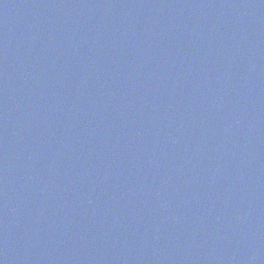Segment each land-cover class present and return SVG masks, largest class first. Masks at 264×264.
<instances>
[{
	"label": "water",
	"instance_id": "obj_1",
	"mask_svg": "<svg viewBox=\"0 0 264 264\" xmlns=\"http://www.w3.org/2000/svg\"><path fill=\"white\" fill-rule=\"evenodd\" d=\"M0 264H264V0H0Z\"/></svg>",
	"mask_w": 264,
	"mask_h": 264
}]
</instances>
